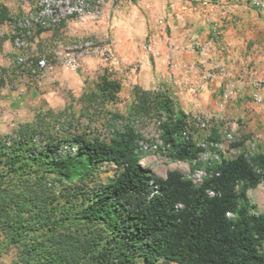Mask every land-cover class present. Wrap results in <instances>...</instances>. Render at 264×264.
Wrapping results in <instances>:
<instances>
[{"label":"rangeland","instance_id":"374dc122","mask_svg":"<svg viewBox=\"0 0 264 264\" xmlns=\"http://www.w3.org/2000/svg\"><path fill=\"white\" fill-rule=\"evenodd\" d=\"M0 2L11 15L0 25V136L49 109L60 114L54 131L68 136L109 139L130 118L142 136L141 164L162 177L177 169L196 184L221 156L264 154V0ZM143 54L167 70L150 88L138 79ZM105 74L121 83L117 99L92 101ZM136 85L171 97L188 115L197 158L167 155L158 117H130ZM116 171L104 164L98 183ZM248 195L264 213V181ZM0 264H22L21 247L1 232Z\"/></svg>","mask_w":264,"mask_h":264},{"label":"trees","instance_id":"16d2710c","mask_svg":"<svg viewBox=\"0 0 264 264\" xmlns=\"http://www.w3.org/2000/svg\"><path fill=\"white\" fill-rule=\"evenodd\" d=\"M10 19L0 2V25ZM120 90L105 74L89 97L112 102ZM59 116L49 109L0 136V232L21 247L22 264H264V213L248 195L264 181V154L221 156L196 184L177 169H146L130 118L102 139L54 131ZM154 116L168 156L197 158L188 115L136 85L130 117ZM104 164L117 171L98 183Z\"/></svg>","mask_w":264,"mask_h":264},{"label":"crops","instance_id":"0c3cea01","mask_svg":"<svg viewBox=\"0 0 264 264\" xmlns=\"http://www.w3.org/2000/svg\"><path fill=\"white\" fill-rule=\"evenodd\" d=\"M142 57V70L138 77L139 83L144 87L150 88V86H152L161 75L163 76L167 70L165 69L163 59L158 60L157 58L153 57V55L148 54H143Z\"/></svg>","mask_w":264,"mask_h":264},{"label":"built area","instance_id":"2783aa9c","mask_svg":"<svg viewBox=\"0 0 264 264\" xmlns=\"http://www.w3.org/2000/svg\"><path fill=\"white\" fill-rule=\"evenodd\" d=\"M42 23L45 24L44 22H42ZM67 62H68V64H71L73 67L76 66L75 60H70V61H67Z\"/></svg>","mask_w":264,"mask_h":264}]
</instances>
